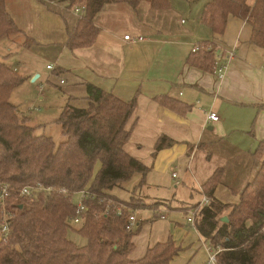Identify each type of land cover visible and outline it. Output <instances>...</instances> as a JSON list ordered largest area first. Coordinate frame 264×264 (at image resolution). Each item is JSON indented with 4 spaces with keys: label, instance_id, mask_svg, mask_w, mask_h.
Instances as JSON below:
<instances>
[{
    "label": "crops",
    "instance_id": "1",
    "mask_svg": "<svg viewBox=\"0 0 264 264\" xmlns=\"http://www.w3.org/2000/svg\"><path fill=\"white\" fill-rule=\"evenodd\" d=\"M168 1L166 10H153L148 1L136 9L106 4L93 19L98 29L93 45L69 50L68 33L81 14L59 1L5 0L6 12L22 33L19 37L31 43L18 40L19 48L10 52L7 39L0 40V60L29 80L37 76L34 83L40 90H60L62 102L52 121L46 115L32 118L19 111L38 134L53 138L45 129H56L57 141L61 132L56 120L62 109L87 107L85 84L124 102L135 98L124 151L147 169L139 193L159 205L148 209L157 213L152 220L137 221L128 257L140 260L152 246L171 240L177 254L169 264H207L206 241L187 219L193 206L200 211L206 207L200 206L203 185L216 170L222 174L213 197L226 205L238 202L239 193L256 174L251 149L264 141V50L250 44V25L233 16L223 35H213L200 22L210 0ZM255 1L246 0L249 7ZM125 36L144 41L130 44ZM203 42L212 45L205 50L213 52L214 60L223 61L229 52L234 55L220 82L212 70L188 63L193 47ZM11 56L17 59L13 65L8 63ZM210 111L218 122L207 121ZM161 137L174 144L154 152ZM140 179L139 175L137 184ZM165 211L170 214L164 216Z\"/></svg>",
    "mask_w": 264,
    "mask_h": 264
},
{
    "label": "trees",
    "instance_id": "2",
    "mask_svg": "<svg viewBox=\"0 0 264 264\" xmlns=\"http://www.w3.org/2000/svg\"><path fill=\"white\" fill-rule=\"evenodd\" d=\"M37 1H59L69 9H83L76 27L68 33L65 46L69 50L93 45L98 34L93 19L106 4L122 3L136 9L148 1L153 10L170 6L168 0ZM229 16L245 20L252 29L250 44L264 50V0H256L252 7L246 0H210L200 22L218 37L223 35ZM19 34L6 12L5 0H0V39ZM207 45L198 46L188 61L191 66L211 71L214 54L205 50ZM23 80L0 63V184L9 186L7 211L11 214L7 239L0 240V264H169L177 254L171 240L152 246L140 260L129 259L134 248L131 239L138 228L128 232L126 226L129 212L138 207L112 194L136 175L141 179L134 192L144 186L146 167L124 151L130 136L126 125L136 99L124 102L85 84L87 107L66 105L62 109L56 120L61 139L56 142L38 134L10 103L12 91ZM173 144L161 137L154 152ZM251 156L258 165L257 173L241 190L237 203L226 205L213 197L222 174L216 170L203 185L209 204L201 211L198 205L191 208L196 213L194 229L206 242L222 248L218 264H264V141ZM23 187L40 190L22 199L18 192ZM82 191L91 198L84 201L83 222L76 230L86 244L78 246L68 240L67 231L75 214L73 199ZM226 210H230L228 215L222 217Z\"/></svg>",
    "mask_w": 264,
    "mask_h": 264
},
{
    "label": "rangeland",
    "instance_id": "3",
    "mask_svg": "<svg viewBox=\"0 0 264 264\" xmlns=\"http://www.w3.org/2000/svg\"><path fill=\"white\" fill-rule=\"evenodd\" d=\"M17 37H19V35L5 37V39H7V42L9 43L8 48L10 52H14L16 51V49L19 48L17 41L21 40L22 38L21 37L17 38ZM2 39L4 38H1L0 40ZM21 41H24V44L26 43V45L31 43L29 39H25V40L22 39ZM9 51L6 50V52H9ZM16 60H17L16 56H11L8 63L13 65L16 63ZM0 63L5 64L2 60H0ZM19 76L22 77L24 80L22 81L21 84H19L12 91L11 96H10V102L16 108H18L17 109L18 111H23L25 112L26 115L32 118H38L41 115H46L49 118V120L51 119L50 121H52V118L58 114L59 104L62 102V98H61L62 93L60 92V90L54 91L48 87H43L40 90V88L38 87L39 85L32 82L31 79L29 80L28 78H25L21 75ZM42 96H44V99L40 100L39 98ZM45 130H46V133L52 134L54 141L58 142L57 141L58 138L56 135L57 133L56 129H53V128L51 129V127L50 128L47 127ZM251 150L252 152H254L256 150V147ZM138 176L139 175H136L129 182L124 183L121 188L114 189L112 191V194L121 201H124V202L128 201L132 205L137 206L138 209L131 210L129 212V216L133 215L136 217V220L139 221V223L142 222L143 224H145L146 222L152 220L154 216L157 215V213H153L152 211L148 209H152L154 206H157L159 204H155V205L153 203L151 204L142 195L143 193L141 194V193L134 192L133 189L137 185L136 179ZM229 211L230 210H226L222 214V217H226ZM168 212L165 211V215L164 214L163 215L168 216L170 214ZM190 227L193 228L192 225ZM76 230H78V227H70L68 229L67 231L68 240L78 246L85 245L86 241L77 235Z\"/></svg>",
    "mask_w": 264,
    "mask_h": 264
},
{
    "label": "built area",
    "instance_id": "4",
    "mask_svg": "<svg viewBox=\"0 0 264 264\" xmlns=\"http://www.w3.org/2000/svg\"><path fill=\"white\" fill-rule=\"evenodd\" d=\"M75 13L82 14L83 9H74ZM124 41L130 43V44H135V43H140L144 41L142 37H130V36H125ZM207 49H212V46H207ZM198 50V46H194L192 49V52L195 53ZM233 53L229 52L225 59L219 60L215 59L212 65V74L216 78L218 82L222 81L225 71L227 69V65L229 61L233 58ZM47 70H52L51 66L46 67ZM207 121L211 123H216L218 122V116L216 113L210 111L206 115ZM173 177H175V174H173ZM40 188L39 187H23L19 192L18 196L22 199H29L35 195L36 192H39ZM10 197V189L8 185L5 184H0V240H6L7 236L9 234V221L11 219V214L10 212L7 211V200ZM88 198H91L88 192L82 191L78 193L74 199L73 202L75 204V214L70 218L69 224L71 227H80V225L83 222V216L84 212L86 211V206L84 204V201ZM209 204V200L206 197L202 198L200 206L205 207ZM196 213L195 212H190V215L187 219V222L194 226L195 225V218ZM163 219V217H161ZM136 217L133 215H130L128 217V224L126 226V230L128 232H132L136 228ZM205 251L207 253V264H218V255L221 252L222 248L220 246H214L210 242L205 243Z\"/></svg>",
    "mask_w": 264,
    "mask_h": 264
},
{
    "label": "water",
    "instance_id": "5",
    "mask_svg": "<svg viewBox=\"0 0 264 264\" xmlns=\"http://www.w3.org/2000/svg\"><path fill=\"white\" fill-rule=\"evenodd\" d=\"M37 79V76H35L32 80V82H34L35 80ZM222 222H227V219L226 218H222L221 219Z\"/></svg>",
    "mask_w": 264,
    "mask_h": 264
}]
</instances>
